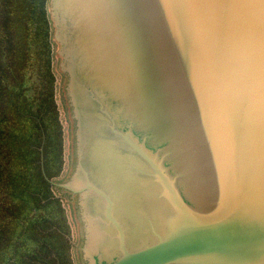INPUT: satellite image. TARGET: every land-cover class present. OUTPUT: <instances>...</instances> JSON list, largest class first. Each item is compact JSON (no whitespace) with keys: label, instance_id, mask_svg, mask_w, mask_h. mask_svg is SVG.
Listing matches in <instances>:
<instances>
[{"label":"water","instance_id":"obj_1","mask_svg":"<svg viewBox=\"0 0 264 264\" xmlns=\"http://www.w3.org/2000/svg\"><path fill=\"white\" fill-rule=\"evenodd\" d=\"M51 2L81 264H264V0Z\"/></svg>","mask_w":264,"mask_h":264},{"label":"rangeland","instance_id":"obj_2","mask_svg":"<svg viewBox=\"0 0 264 264\" xmlns=\"http://www.w3.org/2000/svg\"><path fill=\"white\" fill-rule=\"evenodd\" d=\"M2 1L6 9L0 13V17L4 16L7 20L2 23L0 19V46L6 42L5 49L9 54L4 62L5 66H2L0 62V104L4 103L2 110L6 102L9 107L6 114L3 115L0 112V156L2 154L11 160L12 173L18 169L20 177H25L32 167L35 171L43 173L49 180L52 197L50 200L45 198L48 189L46 182L39 175L31 183V187L38 193L37 201H34V196H31L27 190L21 191L23 197L19 195L16 199L23 208V214L27 216V220L21 225L18 219L7 210L5 213H0V220L5 217L13 219V222L7 219L4 222L7 230L13 225L14 234L17 231L21 234L28 231L39 240L38 245L36 243L35 247L22 256L20 264H37L38 262L39 264H81L82 218L79 193L67 186L79 163L77 119L68 93L70 77L65 73L64 59L60 54L61 44L55 37L56 25L52 2L51 0H19L21 10L17 8L14 10L19 17L25 16V22H27L25 23L14 17V10L8 11L10 0ZM8 12L15 24L14 32L16 35L17 31L21 34L15 38V41L8 29ZM48 16L51 17L54 28L53 41L51 39L53 42L52 63L48 61ZM1 56H5L2 47ZM51 71L55 78L53 94L56 100L58 123L55 122V114L49 104L51 97L48 84L51 81ZM3 83L8 86L12 94L17 96H8L5 92L3 93ZM13 138L17 140L14 141L15 143ZM18 141L21 142L16 143ZM28 157L31 158L30 163H26ZM21 181L24 183V178H21ZM53 198H57L58 202H54L53 200L56 199ZM62 231L65 232V238L69 244L70 263H64L66 258L64 255L61 257L62 245L56 243ZM12 236L0 234V243L4 237V244H0V264H17V258L21 252L18 245L23 246L24 242L16 241L17 247L12 245L13 249L8 250L5 241L8 242ZM22 236L24 234L20 238Z\"/></svg>","mask_w":264,"mask_h":264},{"label":"trees","instance_id":"obj_3","mask_svg":"<svg viewBox=\"0 0 264 264\" xmlns=\"http://www.w3.org/2000/svg\"><path fill=\"white\" fill-rule=\"evenodd\" d=\"M19 0H10L9 4H8V11H12L14 10V8H17L19 10H21V7L18 3ZM2 0H0V5L2 4ZM26 6H28L26 4ZM6 9V6L3 2V5L2 7L0 6V13L3 12L4 10ZM15 12V15L14 17L22 22H25V16L24 15H21L20 17L16 14V11L14 10ZM23 8H22V13H23ZM8 16H9V21H8V29H9V32L11 34L12 37H14V41H15V38H18V35H21L18 33L17 31V35L16 33L14 32V29H15V24L13 23L12 19H11V14L8 12ZM13 17V16H12ZM13 17V20L15 19ZM2 23H5L6 22V18L4 16H1L0 17ZM27 23V22H25ZM4 27V26H3ZM47 28H48V47H49V59L48 61H50L49 63H52V54H53V22L51 20V17L48 16L47 18ZM27 31V30H25ZM51 33V35H50ZM52 39V41H51ZM2 41V40H1ZM7 43H3L1 44L0 46V50H1V47H2V51H4L5 53V56L4 57H0V62H2V66H5V63L6 62V57L8 56L9 52L6 51L5 49V45ZM4 58V60H3ZM50 65V64H49ZM50 70H51V66H50ZM65 73H67L65 71ZM68 74V73H67ZM50 77H51V81L50 83L48 84V87H49V93H50V97L49 98V104L50 106L52 107V110H53V113L55 114L54 117H55V122L58 123V117H57V114H56V100H55V95L53 94V85H54V81H55V78H54V75L52 73V71L50 72ZM52 82V83H51ZM3 87H4V90H3V93L5 92L6 94H8V96H17V95H14L12 94L9 89L7 88L8 86L3 83ZM6 89V90H5ZM5 95V94H4ZM11 98V97H10ZM4 100V98H3ZM2 100V102H3ZM4 105V103H1L0 104V112L4 115L7 113V107H9L8 105V102H6L5 104V108L4 110L1 109V107ZM15 107L18 109V111H20L19 107L17 106V104H15ZM17 111V112H18ZM11 137H14V136H11ZM14 141H17L15 140V138H13V143H15ZM21 141H18L16 143H19ZM1 144V143H0ZM1 150V149H0ZM4 151V150H2ZM19 150H17L18 152ZM5 152V151H4ZM15 158V157H14ZM14 158H12L14 160ZM27 162L26 163H30L31 161V158L28 157L27 158ZM10 163H11V160L7 159L5 156H3L1 154L0 156V213L2 214L3 212L5 213V211L7 210L8 213H12L17 219L18 221L21 223L25 222V220H27V216H25L23 214V208L21 207V205L17 202V196L21 195L22 196V193L21 191L23 192L24 190H27L31 193V196H34V201L36 202L37 201V197L38 196V193H36L35 189H33L31 187V183L33 182V180L35 178H37L39 175H41V177L43 178V181L46 182V186H47V189H48V193L46 194L45 198L50 200V198L52 197V188L49 187V180L47 178H45L46 176L43 175V173L39 172V171H35L34 168L32 167L30 169V172L26 175L25 177H20V174L18 172V169H16V172L12 173V168L10 166ZM33 164V162H31ZM16 167H18V165H16ZM16 173V174H15ZM15 175V177H14ZM45 176V177H44ZM21 178H24V183L21 181ZM49 189H51V191H49ZM23 197V196H22ZM39 197V196H38ZM53 199H56V200H53L54 202H58V199L57 198H53ZM41 200H44V199H41ZM39 201V200H38ZM65 211H63V215L66 217L65 215ZM7 220H9V222H13L14 220L13 219H9V217H5L4 219L0 220V228H1V232L0 234L1 235H7L8 237L12 236L11 239H8V242L5 241V244L7 245V248H9L8 250H11L13 249V246H16V241L18 242H24V245H18V248H19V251L20 254L17 258V264H20L22 262V256L25 254V253H28L29 250L32 249V247H35L36 246V243L37 245L39 244V240L34 236V234H30V232L28 233L25 232V233H22L20 231H17L16 234H19V236L16 234H14V231H15V227L12 225L10 226V228L7 230L4 226V222ZM33 225V224H32ZM57 231V230H55ZM22 238L21 235H23ZM58 234H56L57 236ZM60 237H59V240L56 242L57 244H61L62 246V249H63V252L61 253V257L64 255L66 260L64 261V263H70L71 260H70V256H69V244L65 238V232L62 231L61 234H59ZM16 236V237H15ZM20 238V239H19ZM2 239L4 240V237H2ZM3 240L0 244H4L3 243ZM13 245V246H12ZM17 247V246H16ZM6 248V250H7ZM42 258V256H41ZM55 259V258H54ZM40 262H38L37 264H39Z\"/></svg>","mask_w":264,"mask_h":264},{"label":"bare ground","instance_id":"obj_4","mask_svg":"<svg viewBox=\"0 0 264 264\" xmlns=\"http://www.w3.org/2000/svg\"><path fill=\"white\" fill-rule=\"evenodd\" d=\"M76 57H78V54H75ZM73 185L76 187H80V177L76 179L75 182H73Z\"/></svg>","mask_w":264,"mask_h":264}]
</instances>
